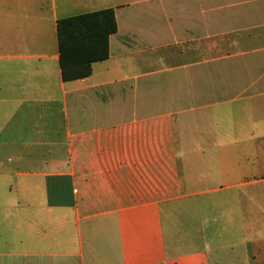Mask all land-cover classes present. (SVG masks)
Listing matches in <instances>:
<instances>
[{"label":"crops","instance_id":"crops-1","mask_svg":"<svg viewBox=\"0 0 264 264\" xmlns=\"http://www.w3.org/2000/svg\"><path fill=\"white\" fill-rule=\"evenodd\" d=\"M0 264H264V0H0Z\"/></svg>","mask_w":264,"mask_h":264},{"label":"trees","instance_id":"trees-1","mask_svg":"<svg viewBox=\"0 0 264 264\" xmlns=\"http://www.w3.org/2000/svg\"><path fill=\"white\" fill-rule=\"evenodd\" d=\"M117 28L114 8L59 19L57 34L63 79L89 76L94 62L109 57V37Z\"/></svg>","mask_w":264,"mask_h":264}]
</instances>
